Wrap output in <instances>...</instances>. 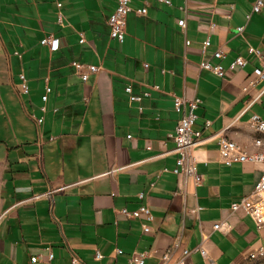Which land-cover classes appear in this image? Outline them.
<instances>
[{
  "label": "crops",
  "instance_id": "1",
  "mask_svg": "<svg viewBox=\"0 0 264 264\" xmlns=\"http://www.w3.org/2000/svg\"><path fill=\"white\" fill-rule=\"evenodd\" d=\"M254 1L132 0L119 42L109 25L117 0H0V264H72L73 253L87 264H132L135 251L149 252L146 264H162L179 239L173 261L187 248L188 264H242L264 247V227L231 209L253 191L264 167L228 166L218 143L226 134L255 151L256 138L264 139L250 124L254 114L264 119V81L244 89L259 65L249 45L264 49V8L247 21ZM145 7L146 14L138 12ZM209 34L206 58L222 64L225 77L200 65ZM47 36L60 38L58 50L42 44ZM218 48L223 59L212 54ZM240 55L248 65L231 69ZM75 60L101 68L84 81ZM22 71L29 94L21 90ZM47 77L53 91L44 114ZM128 84L151 95L131 101ZM173 94L202 100L194 126L202 132L194 149L199 186L172 171L178 157L172 135L182 116ZM32 114L45 115L42 146ZM53 189L60 190L48 194ZM141 204L154 214L149 232L144 219L121 214ZM220 220L225 228L214 230Z\"/></svg>",
  "mask_w": 264,
  "mask_h": 264
},
{
  "label": "built area",
  "instance_id": "2",
  "mask_svg": "<svg viewBox=\"0 0 264 264\" xmlns=\"http://www.w3.org/2000/svg\"><path fill=\"white\" fill-rule=\"evenodd\" d=\"M131 1L132 0H117L116 9L114 10L113 14L111 15L109 19V25L111 28V37L116 39L119 42H124L126 39L127 34V23H128V15L131 11ZM166 3H171L170 0H161ZM62 2H58L59 6V13H58V21L59 23H63L65 16L61 10L62 8ZM231 7H234V5H231ZM264 8V0H255L252 6V9L247 14V21L249 22L252 18V15L254 13H259ZM147 8H141L138 10L141 14L147 13ZM177 23L181 26L186 25L185 19H178ZM217 28V25L215 23H212L210 25V34L212 32H215ZM246 29V24L238 26L237 32L240 35H244ZM208 35L206 39L204 40L202 44V53L205 56L200 65L203 69L210 70L217 74L218 76L225 77L226 76V69L225 67L218 63V64H212L207 58V54L209 52V49L212 45V39L211 35ZM86 38L84 35H82L81 42H85ZM42 44H47L51 47L52 50H58L61 46L60 38H56L53 36H47L42 39ZM187 45L191 44L190 40L186 41ZM248 51L250 54L254 55L258 61L259 65L256 66L252 72V74L247 79V84L245 85L244 89L248 90L250 87H253L257 85L259 82L264 81V49L254 47L252 45H249ZM20 57L22 54L17 53ZM212 54L218 58L223 59L225 57V51L222 48H218L212 52ZM249 63V59L246 56H237L233 62L230 65L231 69H242L245 68ZM72 65L75 67V70L81 75V78L84 81H87L90 77L91 73L98 72L100 70V66L96 64H88L83 63L80 61H73ZM145 67H149V63H145ZM21 79V90L23 94H29L30 93V86L28 82V76L27 74L22 71L20 74ZM154 89L160 90V87L158 85L152 86ZM53 91L52 86L50 85V80L47 77L46 78V84H45V92L42 95L43 99V105L41 106V110L45 114L49 108L47 106V102L49 101V95ZM126 91L130 94V100L131 101H141L143 98L148 97L151 95V92L146 90L141 94L134 93L133 85L128 84L126 86ZM175 97V108L177 111L182 113L181 118L179 119V122L176 126L175 133L172 135L175 142H176V148L175 151L178 154L177 157V165L172 170L173 173L185 176L186 178H193L195 184L197 186L201 185L203 182V175L198 170V162L194 155V149L196 145L198 144L200 137L202 135V132L200 130H196L194 128L198 118L199 114L197 113V110L202 102V100L198 97L195 98H188L186 96H178L176 94H173ZM54 112H58V108L53 109ZM37 116L35 114H32V117L35 119L38 127V133H39V140L38 143L42 146L44 140L42 135V125L45 121V115ZM212 121L207 120L206 126L209 127L211 125ZM250 124L256 131L264 134V119L258 115L254 114L252 115L250 119ZM53 139V138H51ZM219 149L221 152L222 160L225 164L228 166L233 165L234 163H253L258 164L264 167V139L262 137H258L255 140V144L258 147L255 151H248L245 148H243L238 142L235 140L229 138L226 134H220L219 139ZM168 169H166L167 171ZM152 186L155 185V182L151 183ZM63 189V188H60ZM58 189V190H60ZM57 189L50 190L48 194H53ZM41 194L35 195L33 198L40 197ZM139 197L142 199L145 197V193L141 192L139 193ZM201 208L198 207L194 209L193 211H199ZM232 212H244L248 215H250L256 224L259 227H264V172L259 177L258 181L255 184V187L252 192L249 194L243 196L241 200L234 202L231 206ZM121 214H123L127 218H142L145 220V223L143 224V229L145 232H149L151 230L150 222L154 219V214L152 212V209L147 204H141L137 209L135 210H129L128 208H123L121 210ZM227 222L220 220L216 222L213 226L214 230H221L224 229ZM205 236L204 238H206ZM181 248V241L180 239L177 240V242L174 244L173 249L177 250ZM168 251L165 254H163L161 260L162 264H188L187 258L191 254V250L184 248L183 249V256L180 259L172 260V251ZM118 253H122L123 250L118 248ZM201 252L206 255L207 250L204 247H201ZM50 258L53 257V253L50 252ZM149 256V252L147 251H135L130 257V262L132 264H146V259ZM103 257V254L101 252H97L95 258L97 260H100ZM260 257H264V247H260L259 249H256L252 251L249 255L250 259H257ZM39 260L38 256L32 257V262H37ZM72 264H87L85 263L76 253L72 254ZM111 264V263H107Z\"/></svg>",
  "mask_w": 264,
  "mask_h": 264
},
{
  "label": "rangeland",
  "instance_id": "3",
  "mask_svg": "<svg viewBox=\"0 0 264 264\" xmlns=\"http://www.w3.org/2000/svg\"><path fill=\"white\" fill-rule=\"evenodd\" d=\"M242 264H264V257H260L257 259H250Z\"/></svg>",
  "mask_w": 264,
  "mask_h": 264
}]
</instances>
